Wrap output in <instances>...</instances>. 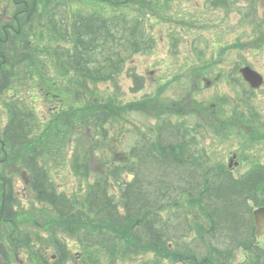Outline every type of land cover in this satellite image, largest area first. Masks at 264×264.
Here are the masks:
<instances>
[{"label":"rangeland","instance_id":"374dc122","mask_svg":"<svg viewBox=\"0 0 264 264\" xmlns=\"http://www.w3.org/2000/svg\"><path fill=\"white\" fill-rule=\"evenodd\" d=\"M67 3L70 11L124 10L128 28L98 55L107 60L93 61L114 76L94 84L87 100L76 101L66 78L36 55L34 87L17 91L33 111L26 151L40 154L55 191L71 201L74 219L25 194L22 171L12 169L16 157L0 140V202L4 176L15 179L19 197L8 205L15 202L14 212L5 210L12 220L0 217V243L9 253L0 264H235L249 251H264V235L255 237L252 219L264 204V83L254 91L237 73L248 65L264 78V0ZM20 6L0 0V13L8 7L0 29ZM17 28L3 30L14 34ZM37 34L34 42L44 43ZM117 50L123 61L115 59ZM6 120L0 103V125ZM109 165H120L115 175L126 176L145 199L135 207L147 200L142 216L126 205L122 213L129 220L115 226L98 220L87 195L99 192L95 184ZM227 197L235 222L218 209H225ZM222 250L225 256L216 253Z\"/></svg>","mask_w":264,"mask_h":264},{"label":"trees","instance_id":"16d2710c","mask_svg":"<svg viewBox=\"0 0 264 264\" xmlns=\"http://www.w3.org/2000/svg\"><path fill=\"white\" fill-rule=\"evenodd\" d=\"M7 1H12V4L15 2L17 7L19 4L21 6L10 14L13 22L4 24L0 29V103L7 115L6 124L3 127L0 126V140L8 145V155L16 157L12 169L15 170L14 168H16L26 174L27 188L33 192L35 200L50 205L62 219L71 220L74 219L71 201L63 194L55 191V186L49 179L46 168L40 163V154L36 149L26 151L32 140L33 111L17 91L23 85L34 87L32 83L37 66L36 55L40 54L52 62L53 69L60 76L66 78L67 86L73 92L76 101L79 98L87 100V97H90L94 92L92 89L94 84L107 81L114 76L108 72L107 65L102 66L99 63L94 65L93 61L107 60V57L101 59L98 55L101 54L105 45L112 43L114 38H117L116 34L121 32L123 27L128 28L130 18L124 10L120 11L119 14H116L115 11L106 10H95L87 13L82 12L79 8L70 11L68 0ZM62 8V14H60L59 9ZM20 14L22 18L18 16ZM135 19L137 21V18ZM139 22L140 19H138L137 24L132 25V31L137 30ZM14 25L18 26L14 34L4 32V28H11ZM30 28H37L39 31L31 32ZM36 33H38L37 38L43 40L44 43L34 42L33 37ZM29 44H32L33 47H30ZM16 47L18 48L16 49ZM109 59L113 60L112 57ZM115 59L117 61L124 60L118 50ZM77 93H79L78 97H76ZM64 107L62 99V110ZM104 118L102 116L97 117V120L102 121ZM105 171L106 175L98 177L94 187L99 192L87 193L89 201L94 205L91 208L97 214L96 216L114 222L111 224L115 226L116 222H120V220H129V215L126 216L122 213L126 205L133 207V210L136 211L135 216H142L144 210H147L144 207L147 200L135 207V202L145 199L137 196V192L130 188V184L123 175L120 178H118L120 174L115 175L116 172L121 171L120 165H109ZM84 176H86V172ZM113 178L116 182L111 185L107 180ZM2 179L1 200L4 209H8L9 212L11 210L10 207V209L8 208L10 186L13 185V177L4 176L1 177ZM241 183L242 185L245 184V182ZM115 186H118L119 193L117 195L116 193L109 194L110 191H115ZM236 192L237 194L241 193V191L236 190L230 193ZM215 193L220 195V192ZM114 194L117 198L115 202L118 209L115 202L112 201ZM228 200V197L224 200L225 209L222 206H219L218 209H221L222 213L224 210L225 217L235 222L234 210L229 208ZM118 203H122L123 206L120 207ZM211 206L214 216H219L217 206L214 204ZM85 216L89 217L90 215L86 214ZM148 235L150 241H153L154 236H152L151 231H148ZM112 243L114 244V242ZM0 254L5 260H8L7 252L1 243Z\"/></svg>","mask_w":264,"mask_h":264},{"label":"water","instance_id":"95a60500","mask_svg":"<svg viewBox=\"0 0 264 264\" xmlns=\"http://www.w3.org/2000/svg\"><path fill=\"white\" fill-rule=\"evenodd\" d=\"M240 72L252 87H258L263 81L262 76L249 66L240 68ZM252 213L255 222V234L260 236L264 233V206L254 209Z\"/></svg>","mask_w":264,"mask_h":264},{"label":"flooded vegetation","instance_id":"af4514ba","mask_svg":"<svg viewBox=\"0 0 264 264\" xmlns=\"http://www.w3.org/2000/svg\"><path fill=\"white\" fill-rule=\"evenodd\" d=\"M261 88V87H260ZM259 89V88H258ZM257 90V89H256ZM254 90V91H256ZM238 163L235 162L234 165H237ZM230 165V164H229ZM226 173H229L230 170L225 171ZM16 193L18 194V192L16 191ZM3 206H1V212H0V217L2 220L9 222L12 220V218L9 217H5L3 216ZM17 240V239H16ZM250 256H245V258L241 261V262H237L235 264H260L259 262V258L264 257V251L262 252H256V251H249ZM38 257V256H37ZM39 258V257H38ZM181 263V262H179ZM183 264V263H182ZM222 264H227L226 262L222 263ZM262 264V263H261Z\"/></svg>","mask_w":264,"mask_h":264}]
</instances>
